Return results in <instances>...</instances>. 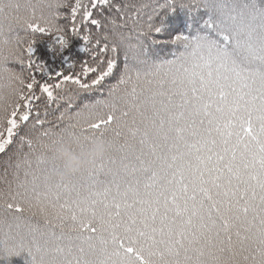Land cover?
<instances>
[{
	"label": "snow or ice",
	"instance_id": "obj_1",
	"mask_svg": "<svg viewBox=\"0 0 264 264\" xmlns=\"http://www.w3.org/2000/svg\"><path fill=\"white\" fill-rule=\"evenodd\" d=\"M144 7L75 0L51 19L33 9L30 19L9 23L18 55L0 62V74L15 81L16 99L0 118V154L13 143L28 151L0 189V257L264 264V0H166L147 21ZM177 9L185 26L170 29ZM69 14L90 61L38 76L47 69L33 55L36 40L25 47L20 33L54 36L63 48L60 21ZM164 33L170 38H156ZM159 44L172 45L170 58L154 53ZM68 85L75 89L60 95ZM88 93L100 98L78 103ZM51 104L59 112L52 119ZM85 110L98 113L85 129L111 132V150L78 174L58 176L62 164L46 142ZM25 212L39 214L43 226L22 224Z\"/></svg>",
	"mask_w": 264,
	"mask_h": 264
},
{
	"label": "clouds",
	"instance_id": "obj_2",
	"mask_svg": "<svg viewBox=\"0 0 264 264\" xmlns=\"http://www.w3.org/2000/svg\"><path fill=\"white\" fill-rule=\"evenodd\" d=\"M69 0H0V62L13 59L18 55L15 41L8 38L9 23L30 19L33 9L41 19H51L57 7L68 4ZM16 99V83L6 73L0 74V118ZM203 111V105H197ZM98 113L85 110L80 117L53 133L46 142L47 155L62 164L56 175L65 178L78 174L90 167L95 160L107 156L111 150V137L107 133H95L85 129L87 123L95 119Z\"/></svg>",
	"mask_w": 264,
	"mask_h": 264
},
{
	"label": "trees",
	"instance_id": "obj_3",
	"mask_svg": "<svg viewBox=\"0 0 264 264\" xmlns=\"http://www.w3.org/2000/svg\"><path fill=\"white\" fill-rule=\"evenodd\" d=\"M83 3H88V0H82ZM117 3H128V4H134L137 7L140 5H146L141 10V16L144 21H147V17L149 15H152L154 10L158 8V5L163 4L166 2V0H116ZM75 3V0H69V8L72 4ZM65 13L68 14V9H64ZM135 9H130V12H134ZM105 14L107 15V9H105ZM163 13L161 12V15ZM117 20L119 22V17L117 16ZM187 20V14L186 12L177 9L175 13L169 14V17L166 21L168 27L170 29H176L179 30L185 26ZM129 24H131V21H129ZM60 25L65 29L64 35L68 39V43L65 47L60 48L58 45H56L54 41V36L50 35H41L39 33L32 34L24 32H21L20 35L24 37V45L27 46V42L30 39H35L33 48V55L37 59V61H42L44 63L45 68L47 69V72L45 73H37V75H54L57 72L65 71L67 70L73 63L76 64V67L72 69V71H79L80 62L83 60H89L92 55V52H84L82 50L83 41L81 39V35H77L72 33L71 31V23H70V14L68 20H62L60 21ZM94 36L99 35V33L96 32V30L92 29ZM158 40H167L170 38L168 33H164L163 35H159L156 37ZM133 43H135V40H133ZM175 49L170 44H159L156 46H153V51L156 55L161 57H167L170 58L169 53L174 51ZM123 61L121 59L120 66L117 67L115 70V74L111 76L105 84H111L115 81L116 76L119 74L120 67H122ZM10 67H14L17 71L20 70L19 64L16 62H10ZM25 75H27V72H25ZM66 91H60V95L67 96L69 92L73 91L75 89L74 85H68L66 86ZM100 98L99 93H88V94H82V99L78 101V103H81L83 99L87 100H95ZM61 106H63V102H61ZM41 107H44L43 102H41ZM50 113V119H52L54 116H58L59 112L52 110L56 108L55 104H51L48 106ZM23 134V132L21 133ZM110 137L112 136V133H107ZM18 140V138H17ZM28 149L25 147L22 151L18 150V143H13L5 153L0 154V189L5 187L4 181L12 180L13 179V172L15 171V168L13 167L16 160L23 159V153L27 152ZM22 176V171H21ZM39 223L41 226H43V219L37 214L35 217H33L31 212H25L23 214V220L22 224H32L35 225ZM31 257L28 255L27 252H21L19 255H13V256H4L0 257V264H30Z\"/></svg>",
	"mask_w": 264,
	"mask_h": 264
}]
</instances>
